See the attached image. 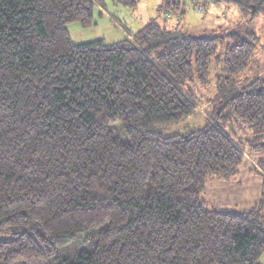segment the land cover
Listing matches in <instances>:
<instances>
[{"label": "trees", "instance_id": "16d2710c", "mask_svg": "<svg viewBox=\"0 0 264 264\" xmlns=\"http://www.w3.org/2000/svg\"><path fill=\"white\" fill-rule=\"evenodd\" d=\"M230 1L249 23L223 37L210 112L166 131L196 112L219 37L150 19L122 40L75 44L67 24L91 26L102 0H0V264H261L264 67L250 61L264 0ZM246 153L258 203L210 206L207 180L236 174Z\"/></svg>", "mask_w": 264, "mask_h": 264}, {"label": "rangeland", "instance_id": "374dc122", "mask_svg": "<svg viewBox=\"0 0 264 264\" xmlns=\"http://www.w3.org/2000/svg\"><path fill=\"white\" fill-rule=\"evenodd\" d=\"M135 5L129 2L119 3L114 0H102L103 7L96 5L93 10V24L87 28L81 26L78 21H72L67 24L71 41L75 44L88 43L102 39L106 43H113L124 39L128 32L133 33L140 30L150 19H157L165 23L168 27L180 26L195 37H219L217 55L211 61L212 82L207 87L201 85L195 86V96L197 103L196 112L186 121L165 126L166 131L185 129V126L198 127L203 124L204 117L210 112L209 100L213 97L215 91V74L219 72L221 63L218 58H222L224 49L232 42L225 37L232 31L243 30L249 23L247 17L240 14L238 7L230 0H173L180 4L178 9L168 10L169 17L162 18L159 13H167L163 6L166 0H133ZM162 7V10H158ZM251 15V14H250ZM248 26V25H247ZM252 27V24L249 25ZM256 33L260 35L261 42L250 62V68L264 67V16L258 18L254 24ZM262 36V37H261ZM115 125L116 131L121 135V131ZM208 183L206 190L210 196H216V199H223L225 203L230 202L232 198L230 184L220 182ZM11 236V229H0V240ZM81 244L73 243L59 250V256L65 258L73 257L81 248ZM54 257L41 261L19 262L18 264H54Z\"/></svg>", "mask_w": 264, "mask_h": 264}, {"label": "crops", "instance_id": "0c3cea01", "mask_svg": "<svg viewBox=\"0 0 264 264\" xmlns=\"http://www.w3.org/2000/svg\"><path fill=\"white\" fill-rule=\"evenodd\" d=\"M162 18H168L169 14L164 13L162 11L159 13ZM164 18V19H165ZM163 24H165L163 22ZM166 25V24H165ZM245 158L242 164L239 166L236 174L230 176L226 179H220L216 177H211L207 180L204 189L202 191V198L210 205L223 210H246L254 205H256L260 198L262 181L263 177L259 171H257L256 164L254 160L245 154ZM216 183L220 182L225 184H230L232 198H230L229 203H225L223 199H216L214 197H218V193L214 192L216 196L208 195L204 190H206V186L208 183ZM260 263L264 264V253L260 258Z\"/></svg>", "mask_w": 264, "mask_h": 264}]
</instances>
